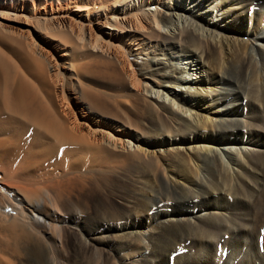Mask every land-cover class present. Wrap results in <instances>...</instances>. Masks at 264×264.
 Masks as SVG:
<instances>
[{"label":"bare ground","instance_id":"obj_1","mask_svg":"<svg viewBox=\"0 0 264 264\" xmlns=\"http://www.w3.org/2000/svg\"><path fill=\"white\" fill-rule=\"evenodd\" d=\"M0 264H264V0H0Z\"/></svg>","mask_w":264,"mask_h":264},{"label":"rangeland","instance_id":"obj_2","mask_svg":"<svg viewBox=\"0 0 264 264\" xmlns=\"http://www.w3.org/2000/svg\"><path fill=\"white\" fill-rule=\"evenodd\" d=\"M4 160H5V158H3ZM3 160V161H4ZM5 162V161H4ZM5 164V163H4ZM3 164V166H5ZM110 183H112V182H109L108 183V186L110 187H106L103 191H104V193L102 192V195L100 196V195H98L101 199L102 198H104L105 199V196H106V199L104 200V199H102L105 203H107V204H112V203H116V199H115V196H116V198L117 199H119V197H121L122 196V193H123V196L125 195V193H126V191L127 190H129V188H128V186H127V184H124V182L122 183V182H119V181H116V182H113L112 183V186H111V184ZM116 185H115V184ZM120 183V184H119ZM114 184V185H113ZM123 184V185H122ZM125 185V186H124ZM127 186V187H126ZM114 187V188H113ZM115 190V191H114ZM108 191V192H107ZM110 191V192H109ZM124 191H125V193H124ZM106 192V193H105ZM120 192H122V193H120ZM112 193V194H111ZM120 193V194H119ZM103 194H105V195H103ZM109 194H111V195H109ZM90 195V194H89ZM87 196V194H83V195H81L79 198V200H80V202H81V204H83L82 206L85 208H87V209H89V203H90V201L89 200H91V198H90V196ZM118 195V196H117ZM120 195V196H119ZM104 196V197H103ZM111 196H112V198H113V200H111L112 198H111ZM114 196V197H113ZM122 196V197H123ZM85 197V198H84ZM107 198H108V201H107ZM111 198V199H110ZM115 199V200H114ZM111 200V201H110ZM87 201H89L88 203H87ZM85 208V209H86ZM86 209V210H87ZM92 214V213H91Z\"/></svg>","mask_w":264,"mask_h":264}]
</instances>
